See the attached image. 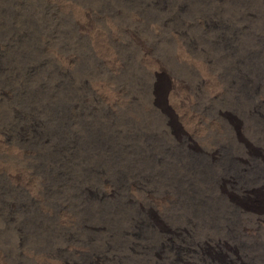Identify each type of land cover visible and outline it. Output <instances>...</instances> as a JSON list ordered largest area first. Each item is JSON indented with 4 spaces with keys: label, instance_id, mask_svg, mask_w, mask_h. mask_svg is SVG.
<instances>
[{
    "label": "rangeland",
    "instance_id": "rangeland-1",
    "mask_svg": "<svg viewBox=\"0 0 264 264\" xmlns=\"http://www.w3.org/2000/svg\"><path fill=\"white\" fill-rule=\"evenodd\" d=\"M263 24L264 0H0V264H264Z\"/></svg>",
    "mask_w": 264,
    "mask_h": 264
},
{
    "label": "bare ground",
    "instance_id": "bare-ground-1",
    "mask_svg": "<svg viewBox=\"0 0 264 264\" xmlns=\"http://www.w3.org/2000/svg\"><path fill=\"white\" fill-rule=\"evenodd\" d=\"M136 3V2H135ZM185 5H187V4H185ZM144 6V5H143ZM236 6V5H235ZM169 9V8H168ZM116 10V9H115ZM212 10V9H211ZM218 11V10H217ZM212 12V11H211ZM171 13V12H170ZM249 14V13H248ZM226 16V15H225ZM192 17V16H191ZM229 18V17H228ZM3 19V18H2ZM35 19V18H34ZM186 19V18H185ZM5 22V21H4ZM69 22V21H68ZM162 22V21H161ZM189 22V21H188ZM67 23V22H66ZM251 23V22H250ZM253 24V23H252ZM201 25V24H200ZM264 25V24H263ZM29 26V25H28ZM150 26V25H149ZM28 27H26V29H27ZM103 28H104V26H103ZM163 28V27H162ZM164 28H166V27H164ZM27 30H29V29H27ZM70 30V29H69ZM110 30V29H109ZM60 31V30H59ZM63 31H64V29H63ZM222 31V30H221ZM255 31V30H254ZM88 32V31H87ZM253 32V31H252ZM218 33V32H217ZM71 34V33H70ZM88 34V33H87ZM86 34V35H87ZM113 34V33H112ZM26 35H28V34H26ZM74 35V34H73ZM79 35V34H78ZM85 35V38L88 36H86ZM101 35V34H100ZM60 36V35H59ZM62 36V35H61ZM64 36V35H63ZM75 36V35H74ZM93 36V35H92ZM95 36H97V35H95ZM77 37V36H76ZM83 37V36H82ZM81 37V38H82ZM94 37V36H93ZM101 37V36H100ZM201 37V36H200ZM217 37V36H216ZM59 38V37H58ZM62 38V37H61ZM88 38V37H87ZM157 38V37H156ZM259 38H260V36H259ZM88 39H90V38H88ZM262 39V38H261ZM31 40V39H30ZM61 40V39H60ZM94 40H96V39H94ZM178 40H180V39H178ZM110 40H108V32L106 33V34H104L103 35V37H101L100 39H99V44H101L102 46L104 45H107L108 44V42H109ZM32 42V41H31ZM67 41H61V43H59V46L61 47V48H63V49H65V48H68V49H74V50H76L77 51V53H79V54H81V55H83L85 58L87 57H89V55L90 56H92V53L93 52H91V51H89V47L87 48L86 46H82L81 45V43L83 42V40H82V42L80 43V45L79 44H76V42H72V43H66ZM95 42H97V41H95ZM57 43V42H56ZM111 43V42H110ZM33 44H35V43H33ZM86 44L88 45V43L86 42ZM86 44H84V45H86ZM97 44V43H96ZM114 44V43H113ZM32 45V44H31ZM36 46V45H35ZM149 46V45H148ZM180 46V45H179ZM96 47V46H95ZM198 47V46H197ZM55 48V47H54ZM93 48V47H92ZM91 48V49H92ZM148 48V47H147ZM150 48V47H149ZM99 49V48H98ZM151 49V48H150ZM216 49V48H215ZM225 49V48H224ZM23 50H24V48H23ZM61 50V49H60ZM39 51V50H38ZM55 51V50H54ZM62 51V50H61ZM63 51H66V50H63ZM68 51V50H67ZM93 51H94V49H93ZM202 51V50H201ZM159 52V51H158ZM20 53V52H19ZM18 53V54H19ZM22 53V52H21ZM67 53V52H66ZM148 53V52H147ZM164 53V52H163ZM17 54V55H18ZM28 54V53H27ZM35 54V53H34ZM99 54V53H98ZM23 55H24V53H23ZM23 55H22V57H23ZM78 55V54H77ZM80 55V56H81ZM104 55V54H103ZM19 57H20V55H18ZM27 56H29V55H27ZM79 56V57H80ZM97 56V55H96ZM150 56V55H149ZM169 56H170V54H169ZM19 57H18V59H19ZM21 57V58H22ZM80 58H82V56L80 57ZM102 58H104V57H102ZM28 59V58H27ZM101 59V58H100ZM155 59H157V58H155ZM154 59V60H155ZM3 60V59H2ZM20 60V59H19ZM24 60V59H23ZM26 60V59H25ZM24 60V61H25ZM36 60V59H35ZM57 60V59H56ZM80 60H82V59H80ZM85 60V59H84ZM90 60V59H89ZM94 60H95V58H94ZM99 60V58H96V61L97 62H99L98 61ZM166 60V59H165ZM21 61V60H20ZM53 61H55V60H53ZM87 61V60H86ZM78 62H79V60H78ZM81 62V61H80ZM85 62V61H84ZM90 62V61H89ZM92 62H93V59H92ZM92 62H91V64H92ZM150 62V61H149ZM37 63V62H36ZM54 63V62H53ZM86 63V62H85ZM100 64H101V62H99ZM98 63V64H99ZM234 63V62H233ZM56 64V63H55ZM79 64V63H78ZM99 64V65H100ZM262 64V63H261ZM26 65V64H25ZM33 65V64H32ZM38 65V64H37ZM86 65V64H85ZM87 65H89V63H87ZM93 65H94V63H93ZM99 65H98V67H99ZM107 65V64H106ZM264 65V64H263ZM11 66V65H10ZM22 66V65H21ZM29 66V65H28ZM54 66V65H53ZM57 66V65H56ZM92 66V65H91ZM156 66V65H155ZM20 67V66H19ZM34 67V66H33ZM58 67H59V65H58ZM79 67V66H78ZM85 67V66H84ZM96 67H97V64H96ZM97 67V68H98ZM104 67V66H103ZM11 68V67H10ZM13 68H14V66H13ZM26 68V67H25ZM36 68V67H35ZM38 68V67H37ZM40 68V67H39ZM80 68V67H79ZM83 68V67H82ZM82 68H80V69H82ZM107 68H108V66H107ZM194 68V67H193ZM12 69V68H11ZM17 69V68H16ZM19 69V68H18ZM28 69V68H27ZM33 69V68H32ZM49 69H51V68H49ZM86 69H90V68H85V70ZM92 69V68H91ZM94 69V68H93ZM103 69H105V68H103ZM109 69V68H108ZM112 69V68H111ZM10 70V69H9ZM21 70V69H20ZM41 70V69H40ZM84 70V69H83ZM105 70H107V69H105ZM121 70V69H120ZM200 70V69H199ZM21 71H23L24 72V70L22 69ZM28 71H31V69L30 70H28ZM37 71V70H36ZM39 71V70H38ZM75 71V70H74ZM77 71V70H76ZM95 71V70H94ZM114 71H115V69H114ZM118 71H119V69H118ZM13 72V71H12ZM22 72V73H23ZM27 72V71H26ZM41 72H42V70H41ZM51 72H52V69H51ZM56 72V71H55ZM60 72H61V70H60ZM66 72V71H65ZM64 72V73H65ZM71 72V71H70ZM69 72V73H70ZM81 72H82V70H81ZM86 72V71H85ZM91 72V71H90ZM93 72V71H92ZM99 72V71H98ZM102 72V71H101ZM106 72V71H105ZM110 71L108 70V72H106L107 74L106 75H108V73H109ZM33 73H34V69H33ZM53 73V72H52ZM84 73V72H83ZM83 73L82 74H80V76L79 75H77L76 77L75 76H71L72 77V79L75 81L74 83H75V85H76V89H75V92L74 93H72V96L74 97V99H76L77 101H79V99H82L85 95H89V96H92V98L91 99H93V97H94V99H95V97L97 96V94H99V93H101L102 92V90H103V87L105 86L104 84H101L97 89L95 88V89H92V88H90V86H89V78L88 77H92L93 79H94V77L93 76H95L94 74L96 73L97 74V72L95 71V73H93V76H88V77H85V75L87 74H85V75H83ZM100 73V72H99ZM99 73H98V75H99ZM116 73V72H115ZM118 73V72H117ZM73 74V73H72ZM75 74V73H74ZM104 74V73H103ZM109 74H111V73H109ZM67 75H69V74H66V77H67ZM90 75H92V73L90 74ZM102 75V74H101ZM101 75H99V76H101ZM165 75V74H164ZM35 76H36V72H35ZM42 76H43V74H42ZM58 76V75H57ZM98 76V77H99ZM104 76V75H103ZM110 77H111V75H109ZM200 76V75H199ZM7 77V76H6ZM16 77V76H15ZM48 77V76H47ZM46 77V78H47ZM65 77V78H66ZM102 77V76H101ZM101 77H99V79L101 78ZM109 77V78H110ZM114 77V76H113ZM116 77H118V76H116ZM213 77V76H212ZM40 78V77H39ZM12 79V78H11ZM21 79V78H20ZM54 79V78H53ZM57 79V78H56ZM67 79V78H66ZM98 79V78H97ZM102 79V78H101ZM115 79V78H114ZM14 80H16L15 78H14ZM55 80V79H54ZM53 80V81H54ZM60 80V79H59ZM64 80V78L62 79V81ZM91 80V79H90ZM110 80V79H109ZM108 80V81H109ZM192 80V79H191ZM212 80V79H211ZM214 80V79H213ZM18 82H20L19 80H17ZM67 81V80H66ZM70 81H71V78H70ZM91 81H93V80H91ZM118 81H119V79H118ZM57 82V81H56ZM72 82V81H71ZM115 82H117V81H115ZM215 82V81H214ZM8 83V82H7ZM31 84H32V82H30ZM64 83H67V82H64ZM120 83V82H119ZM33 84H34V81H33ZM57 84V83H56ZM68 84V83H67ZM92 84H94V82H92L91 83V85ZM112 84V83H111ZM118 84V83H117ZM170 84V83H169ZM6 85V84H5ZM70 85V84H69ZM68 85V86H69ZM98 85H99V83H98ZM110 85V84H109ZM113 85H115V84H113ZM112 85V86H113ZM31 86V85H30ZM34 86L35 87H33V89L32 90H30L31 92L33 91V92H39V93H41V90H43V89H45L44 88V81L42 80V79H40L39 81H36L35 82V84H34ZM93 86V85H92ZM25 87H26V85H25ZM27 87H28V85H27ZM70 87H72V86H70ZM111 87V86H110ZM119 87H121V85H119ZM122 87H124V86H122ZM58 88H59V86H58ZM101 88H102V90H101ZM112 88V87H111ZM117 88V87H116ZM115 88V89H116ZM119 90L121 89V88H118ZM163 89V88H162ZM180 89V88H179ZM67 90V89H66ZM171 90V89H170ZM173 90H174V88H173ZM111 91H115V92H117V90H111ZM157 91V90H156ZM188 91V90H187ZM32 92V93H33ZM64 92H65V90H64ZM68 92V91H67ZM108 92V91H107ZM160 92V91H159ZM179 92V91H178ZM181 92V91H180ZM262 92V91H261ZM50 93V92H49ZM168 93V92H167ZM230 93V92H229ZM66 94V93H65ZM172 94H174V93H172ZM181 94V93H180ZM56 95H58V94H56ZM100 95V94H99ZM98 95V96H99ZM166 95V94H165ZM186 95V93L184 94V96ZM70 96V95H69ZM75 96H77V97H75ZM108 96V95H107ZM160 96V95H159ZM176 96V95H175ZM46 97V96H45ZM44 97V98H45ZM48 97V96H47ZM64 97V96H63ZM59 98V105H60V107L62 108V106H61V104H60V101H62V100H64V101H66L65 100V98ZM106 97V96H105ZM183 97V96H182ZM49 98H51V96L49 97ZM67 98V97H66ZM89 98V97H88ZM109 98H111V95H110V97ZM180 98V97H179ZM184 98V97H183ZM205 98V97H204ZM74 99H73V103H74ZM98 99V98H97ZM112 99V98H111ZM116 99V98H115ZM136 99V98H135ZM48 101H49V99H47ZM51 100V99H50ZM102 100H104V99H102ZM178 100V99H177ZM41 101H42V103H44L43 102V100L41 99ZM68 101H69V99H68ZM68 101H66V102H68ZM86 101V100H85ZM88 101H89V99H88ZM91 101V100H90ZM108 100L106 99V102H107ZM111 101V100H110ZM112 101H114L113 99H112ZM181 101V100H180ZM180 101H178V102H180ZM197 101V100H196ZM225 101V100H224ZM52 102V101H51ZM84 102V101H83ZM94 102V101H93ZM98 102V101H97ZM183 102V101H182ZM186 102V101H185ZM187 102H189V101H187ZM207 102V101H206ZM235 102V101H234ZM68 103H70V102H68ZM89 103V102H88ZM99 103V102H98ZM101 103V102H100ZM156 103H157V101H156ZM184 103V102H183ZM190 103V102H189ZM193 104H194V102H192ZM257 103V102H256ZM86 104H87V102H86ZM90 104V103H89ZM95 104H97V103H95ZM109 104H113L112 102H107L106 103V106L107 105H109ZM158 104L160 105V106H158V107H161L163 110H165V106H163V104H162V102H161V98L160 99H158ZM186 104V103H185ZM188 104V103H187ZM84 105V104H83ZM93 105V104H92ZM102 105V104H101ZM114 105H116V104H114ZM114 105H112V106H114ZM157 105V104H156ZM89 106H91V104L89 105ZM190 106V105H189ZM20 107V106H19ZM18 107V108H19ZM74 107V106H73ZM84 107V106H83ZM83 107H82V109H83ZM88 107V106H87ZM94 107H96V106H94ZM93 107V108H94ZM99 107H101V106H99ZM108 107V106H107ZM115 107V106H114ZM185 107V106H184ZM21 108V107H20ZM51 108V107H50ZM56 108V107H55ZM67 108V107H66ZM79 108V107H78ZM98 108V107H97ZM43 109V108H42ZM45 109V108H44ZM43 109V110H44ZM64 109V108H63ZM87 109V108H86ZM86 109H83V110H86ZM89 109V108H88ZM91 109V108H90ZM99 109V108H98ZM100 109H102V108H100ZM161 109V110H162ZM26 110L28 111V108H26ZM32 110V109H31ZM55 110V109H54ZM79 110V109H78ZM81 110V109H80ZM79 110V111H80ZM93 110V109H92ZM97 110V109H96ZM20 111H22L23 112V110L22 109H20ZM20 111H18V112H20ZM25 111V110H24ZM45 111V110H44ZM60 111H63L62 109L60 110ZM103 111V110H102ZM94 112V111H93ZM167 112V111H166ZM24 113V112H23ZM27 113V112H26ZM29 113V112H28ZM47 113V112H46ZM79 113V112H78ZM82 113V112H81ZM87 113V112H86ZM85 113V114H86ZM156 113V112H155ZM18 114V113H17ZM48 114V113H47ZM51 113H49V115H50ZM65 114V113H64ZM16 115V114H15ZM26 115V114H25ZM32 115V114H31ZM48 115V116H49ZM53 116H54V114H52ZM63 115V114H62ZM28 116H30V115H28ZM27 116V117H28ZM46 116V115H45ZM168 116V115H167ZM223 116H224V114H223ZM5 117V116H4ZM50 117H51V115H50ZM79 117H81V115L79 114ZM101 117V116H100ZM186 117V116H185ZM31 118V117H30ZM116 118V117H115ZM197 118H198V116H197ZM203 118V117H202ZM226 118V117H225ZM7 119V118H6ZM32 119V118H31ZM47 119V118H46ZM54 119V118H53ZM61 119V118H60ZM153 119V118H152ZM17 120H18V118H17ZM33 120V119H32ZM37 120V119H36ZM65 120V119H64ZM185 120V119H184ZM197 120V119H196ZM8 121V120H7ZM38 121V120H37ZM49 121V120H48ZM47 120H46V122H48ZM104 121V120H103ZM167 121V120H166ZM208 121V120H207ZM217 121V120H216ZM219 121V120H218ZM55 122V121H54ZM157 122V121H156ZM195 122V121H194ZM194 122H192V123H194ZM202 122V121H201ZM31 123H33V122H31ZM191 123V124H192ZM234 123V122H233ZM22 124H23V122H22ZM52 124V123H51ZM55 124H57V123H55ZM54 124V125H55ZM60 124V123H59ZM64 124V123H63ZM119 124V123H118ZM196 123H194V125H195ZM212 124V123H211ZM58 125V124H57ZM61 125H62V123H61ZM65 125V124H64ZM202 125V124H201ZM235 125V124H234ZM49 126V125H48ZM110 126V125H109ZM26 127V126H25ZM50 127H52V125L50 126ZM58 127H60L59 125H58ZM194 127V126H193ZM54 127H52V129H53ZM62 128V127H61ZM64 128V127H63ZM66 128V127H65ZM51 129V128H50ZM55 129H56V127H55ZM54 129V130H55ZM59 129V128H58ZM122 129V128H121ZM61 130V129H60ZM137 130V129H136ZM196 130V129H195ZM239 130V129H238ZM147 131V130H146ZM187 131V130H186ZM21 132V131H20ZM80 132V131H79ZM52 133H53V131H52ZM157 133V132H156ZM177 133V132H176ZM226 133V132H225ZM19 134V133H18ZM50 134V133H49ZM147 134V133H146ZM249 134V133H248ZM34 135H35V132H34ZM178 135H180V134H178ZM24 136V135H23ZM40 136V135H39ZM55 136V135H54ZM53 136V137H54ZM188 136V135H187ZM19 137V136H18ZM56 137H58V136H56ZM22 138V137H21ZM32 138V137H31ZM38 138V137H37ZM41 138V137H40ZM43 138V137H42ZM60 138V137H59ZM237 138V137H236ZM241 138V137H240ZM34 139V138H33ZM33 139H31V141L33 140ZM47 139V138H46ZM52 139V138H51ZM55 139V138H54ZM58 139V138H57ZM23 140V139H22ZM26 140H28V139H26ZM26 140H24V141H26ZM59 140V139H58ZM65 140V139H64ZM166 140V139H165ZM30 141V142H31ZM43 141V140H42ZM41 141V142H42ZM51 141V140H50ZM61 141V140H60ZM63 141V140H62ZM62 141H61V143H62ZM146 141V140H145ZM159 141V140H158ZM36 142V141H35ZM55 142H57V141H55ZM59 142V141H58ZM64 142V141H63ZM73 142V141H72ZM238 142H240V141H238ZM237 142V143H238ZM242 142V141H241ZM34 142L32 141V144H33ZM50 143V142H49ZM27 144V143H26ZM37 144H39L38 142H37ZM41 144V143H40ZM62 144H65V143H62ZM213 144V143H212ZM239 144V143H238ZM27 145H29V144H27ZM26 145V146H27ZM42 145V144H41ZM72 145V144H71ZM71 145H67L68 147L69 146H71ZM246 145H248V144H246ZM46 146H48V145H46ZM73 146V145H72ZM214 146V145H213ZM31 147V146H30ZM218 147V146H217ZM216 147V148H217ZM226 147V146H225ZM229 147V146H228ZM249 147V146H248ZM43 149H44V147H42ZM50 148H51V146H50ZM215 148V147H214ZM250 148V147H249ZM38 149V148H37ZM236 149V148H235ZM248 149V148H247ZM252 149V148H251ZM254 149V148H253ZM69 150H71V147H70V149ZM226 150V149H225ZM45 151H47V150H45ZM76 151V150H75ZM215 151V150H214ZM213 151V152H214ZM249 151V150H248ZM49 152V151H48ZM74 152V151H73ZM78 151H76V153H77ZM84 152V151H83ZM140 152V151H139ZM184 152V151H183ZM242 152V151H241ZM55 153V152H54ZM67 154H68V151L66 152ZM218 153V152H217ZM227 153H229V152H227ZM49 154H51V153H49ZM211 154H212V152H211ZM214 154V153H213ZM242 154V153H241ZM253 154V153H252ZM58 155V154H57ZM56 155V156H57ZM66 155V154H65ZM75 155V154H74ZM214 155H216V154H214ZM44 156H45V154H44ZM48 156V155H47ZM55 156V157H56ZM59 156V155H58ZM57 156V157H58ZM61 156V155H60ZM106 156V155H105ZM104 156V157H105ZM208 156V155H207ZM251 156V155H250ZM56 157V158H57ZM72 157H74V156H72ZM71 157V158H72ZM86 157V156H85ZM166 157V156H165ZM201 157V156H200ZM212 157H214V156H212ZM247 157H248V155H247ZM58 158H60V157H58ZM57 158V159H58ZM96 158V157H95ZM134 158V157H133ZM211 158V157H210ZM53 159V158H52ZM65 159V158H64ZM246 159V158H245ZM249 159V158H248ZM252 159H254V158H252ZM240 160V159H239ZM55 161H57V160H55ZM54 161V162H55ZM51 162V161H50ZM83 162V161H82ZM234 162V161H233ZM232 162V163H233ZM246 162V161H245ZM45 163H46V161H45ZM53 163V162H52ZM56 163V162H55ZM60 162L58 161V163L57 164H59ZM63 163V162H62ZM144 163V162H143ZM172 163V162H171ZM204 163V162H203ZM244 163V162H243ZM61 164V163H60ZM60 164H59V166H60ZM131 164V163H130ZM235 164V163H234ZM238 164H240V162L238 161ZM249 164V163H248ZM62 165H64V164H62ZM76 165H77V163H76ZM243 165V164H242ZM244 165H247V163L246 164H244ZM46 166V165H45ZM54 166H56L55 164H54ZM81 166V165H80ZM122 166V165H121ZM42 167V166H41ZM245 167H247V166H245ZM52 168V167H51ZM81 168V167H80ZM87 168V167H86ZM39 169H41V168H39ZM104 169V168H103ZM130 169V168H129ZM165 169V168H164ZM187 169V168H186ZM223 169V168H222ZM60 170V169H59ZM62 170H63V168H62ZM102 170V169H101ZM54 171V170H53ZM55 171H57V170H55ZM63 171H65V170H63ZM62 171V172H63ZM81 171H83V170H81ZM92 171V170H91ZM116 171V170H115ZM145 171V170H144ZM233 171V170H232ZM254 171V170H253ZM252 171V172H253ZM41 172V171H40ZM67 172V171H66ZM93 172V171H92ZM235 172V171H234ZM233 172V174H235ZM58 173H60L59 171H58ZM65 173V172H64ZM228 174L230 173L229 171L227 172ZM255 173V172H254ZM45 174V173H44ZM56 174V173H55ZM55 174H53V175H55ZM62 174V173H61ZM66 174V173H65ZM96 174V173H95ZM231 174V173H230ZM229 174V175H230ZM43 175V174H42ZM52 175V178L53 177H55V176H53ZM58 175V174H57ZM98 175V174H97ZM96 175V176H97ZM243 175V174H242ZM50 176V175H49ZM232 176V175H231ZM230 176V177H231ZM261 176V175H260ZM46 177H48V175L46 176ZM61 177V176H60ZM101 177V176H100ZM185 177V176H184ZM45 178V177H44ZM137 178V177H136ZM238 178V177H237ZM244 178V177H243ZM47 180H46V182L49 180L48 178H46ZM59 179V178H58ZM104 179V178H103ZM123 179V178H122ZM200 179V178H199ZM230 179H232V178H230ZM53 180V179H52ZM51 180V181H52ZM56 180V179H55ZM65 180V179H64ZM114 180V179H113ZM45 181V180H44ZM50 181V180H49ZM50 181V182H51ZM61 181V180H60ZM229 181V180H228ZM59 182V181H58ZM76 182V181H75ZM151 182V181H150ZM221 182V181H220ZM225 182V181H224ZM253 182V181H252ZM56 183V182H55ZM121 183V182H120ZM228 183V182H227ZM49 184V183H48ZM75 184V183H74ZM52 185V184H51ZM128 185V184H127ZM203 185V184H202ZM227 185V184H226ZM225 185V186H226ZM240 185V184H239ZM263 185V184H262ZM66 186V185H65ZM89 186V185H88ZM103 186V185H102ZM111 186V185H110ZM221 186V185H220ZM228 186H230V185H228ZM232 186V185H231ZM260 186V185H259ZM59 188V187H58ZM171 188V187H170ZM180 188V187H179ZM223 188V187H222ZM253 189H254V187H252ZM259 189H260V187H258ZM94 189V188H93ZM144 189V188H143ZM226 189V188H225ZM252 189V190H253ZM46 190V189H45ZM89 190V189H88ZM186 190V189H185ZM70 191H72V190H70ZM187 191V190H186ZM254 191V190H253ZM58 192V191H57ZM80 192V191H79ZM91 192V191H90ZM105 192V191H104ZM149 192V191H148ZM244 192V191H243ZM259 192V191H258ZM63 193V192H62ZM68 193V192H67ZM76 193V192H75ZM262 193V192H261ZM64 194V193H63ZM253 194V193H252ZM256 195H258V194H256ZM255 195V196H256ZM69 196V195H68ZM164 196V195H163ZM171 196V195H170ZM242 196V195H241ZM159 197V196H158ZM233 197V196H232ZM261 197V196H260ZM248 198V197H247ZM247 198H245V199H247ZM255 197L253 196V199H254ZM157 199V198H156ZM163 199V198H162ZM252 199V200H253ZM256 199V198H255ZM260 199V198H259ZM5 200V199H4ZM171 201V200H170ZM200 201V200H199ZM69 202V201H68ZM111 202V201H110ZM118 202V201H117ZM258 202V201H257ZM19 203V202H18ZM63 203V202H62ZM158 203V202H157ZM233 203V202H232ZM231 203V204H232ZM16 204V203H15ZM47 204V203H46ZM65 204V203H64ZM228 204V203H227ZM236 204V203H235ZM27 205V204H26ZM75 205V204H74ZM91 205V204H90ZM241 205V204H240ZM246 205V204H245ZM77 206V205H76ZM23 207V206H22ZM188 207V206H187ZM245 208H246V206H244ZM251 207H254L253 206V204H252V206ZM51 208V207H50ZM58 208V207H57ZM144 208V207H143ZM237 208V207H236ZM241 208V207H240ZM250 208V207H249ZM30 209V208H29ZM33 209V208H32ZM63 209V208H62ZM252 209V208H251ZM264 209V208H263ZM103 210V209H102ZM168 210V209H167ZM91 211V210H90ZM185 211V210H184ZM264 211V210H263ZM162 212V211H161ZM37 213V212H36ZM71 213V212H70ZM256 213V212H255ZM245 214V213H244ZM249 215V214H248ZM254 215V214H253ZM260 215V214H259ZM22 216V215H21ZM99 216V215H98ZM262 218H261V221L262 222H264V215H260ZM102 218V217H101ZM257 218V217H256ZM11 219V218H10ZM79 219V218H78ZM145 219V218H144ZM258 219V218H257ZM29 220V219H28ZM59 220V219H58ZM75 220V219H74ZM249 220H250V217H249ZM30 221V220H29ZM252 221V220H251ZM253 221H255V220H253ZM34 222V221H33ZM36 222V221H35ZM85 222V221H84ZM259 222V221H258ZM71 223V222H70ZM261 223V222H260ZM97 224V223H96ZM108 225V224H107ZM115 225V224H114ZM253 225H254V223H253ZM263 225V224H262ZM43 226V225H42ZM255 226V225H254ZM253 226V227H254ZM19 227V226H18ZM259 227V226H258ZM5 228V227H4ZM209 228V227H208ZM256 228V227H255ZM90 229V228H89ZM246 229V228H245ZM105 230V229H104ZM74 231V230H73ZM5 232V231H4ZM88 232V231H87ZM252 232V231H251ZM253 232H255V231H253ZM85 233V232H84ZM81 234V233H80ZM116 234V233H115ZM234 234V233H233ZM27 235H29V234H27ZM131 235V234H130ZM105 236V235H104ZM111 236V235H110ZM35 237V236H34ZM78 237V236H77ZM171 237V236H170ZM179 237V236H178ZM181 237V236H180ZM11 238V237H10ZM72 238V237H71ZM181 238H183V237H181ZM33 239V238H32ZM177 239V238H176ZM89 240V239H88ZM106 240V239H105ZM110 240V239H109ZM118 240V239H117ZM236 240V239H235ZM96 243V242H95ZM103 243V242H102ZM196 243H198V242H196ZM16 244V243H15ZM5 245V244H4ZM8 245V244H7ZM75 245V244H74ZM198 245V244H197ZM9 247V246H8ZM11 247V246H10ZM175 247H176V245H175ZM197 247V246H196ZM256 247V246H255ZM258 247V246H257ZM2 248H3V245H2ZM198 248V247H197ZM10 249V248H9ZM12 249V248H11ZM10 249V250H11ZM20 249V248H19ZM109 249V248H108ZM136 249V248H135ZM172 249V248H171ZM174 249V248H173ZM176 249V248H175ZM174 249V250H175ZM179 249V248H178ZM188 249V248H187ZM199 249V248H198ZM73 250V249H72ZM83 250V249H82ZM162 250V249H161ZM193 250V249H192ZM206 250V249H205ZM255 250V249H254ZM41 251V250H40ZM84 251V250H83ZM181 251V250H180ZM188 251V250H187ZM196 251V250H195ZM4 252V251H3ZM10 252V251H9ZM155 252V251H154ZM185 252V251H184ZM208 252V251H207ZM210 252V251H209ZM208 252V253H209ZM229 252V251H228ZM159 253V252H158ZM190 253V252H189ZM202 253V252H201ZM211 253H212V251H211ZM214 253V252H213ZM75 254H76V252H75ZM183 254V253H182ZM191 254V253H190ZM87 255V254H86ZM185 255V254H184ZM206 255V254H205ZM210 255V254H209ZM208 255V256H209ZM211 255H213V254H211ZM210 255V256H211ZM223 255V254H222ZM54 256V255H53ZM83 256V255H82ZM199 256V255H198ZM197 256V257H198ZM217 256V255H216ZM236 256H237V254H236ZM250 256V255H249ZM35 257V256H34ZM131 257V256H130ZM235 257V256H234ZM29 258V257H28ZM83 258V257H82ZM185 258V257H184ZM211 258V257H210ZM259 257H257V259H258ZM19 259V258H18ZM186 259V258H185ZM193 259V258H192ZM231 259V258H230ZM254 259V258H253ZM30 260V259H29ZM182 260V259H181ZM203 260V259H202ZM48 260L46 259V262H47ZM187 261V260H186ZM191 261V260H190ZM257 261V260H256ZM118 262V261H117ZM147 262V261H146ZM171 262V261H170ZM169 262V263H170ZM187 262H189V260L187 261ZM209 262H211V261H209ZM237 262V261H236ZM241 262V261H240ZM4 263V262H3ZM33 263V262H32ZM48 263H50V262H48ZM174 263H176V262H174ZM89 264V263H88ZM172 264H173V262H172ZM178 264V263H177ZM208 264H210V263H208Z\"/></svg>",
    "mask_w": 264,
    "mask_h": 264
}]
</instances>
